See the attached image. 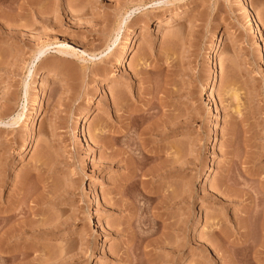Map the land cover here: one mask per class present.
Listing matches in <instances>:
<instances>
[{"label":"rangeland","instance_id":"obj_1","mask_svg":"<svg viewBox=\"0 0 264 264\" xmlns=\"http://www.w3.org/2000/svg\"><path fill=\"white\" fill-rule=\"evenodd\" d=\"M0 222V264H264V0H0Z\"/></svg>","mask_w":264,"mask_h":264},{"label":"bare ground","instance_id":"obj_2","mask_svg":"<svg viewBox=\"0 0 264 264\" xmlns=\"http://www.w3.org/2000/svg\"><path fill=\"white\" fill-rule=\"evenodd\" d=\"M19 14V13H18ZM17 14V15H18ZM17 17V16H16ZM173 17H174V15H171L169 18H168V21H167V23H170L171 21H172V19H173ZM15 18V17H14ZM17 21V20H16ZM249 21V26L251 27V28H253L254 27V23L251 21V20H248ZM18 22V21H17ZM14 25H16V23L14 24ZM160 25V24H159ZM129 44V43H128ZM129 49H130V46H128L127 48H126V50L125 51H123V52H121V54H120V57L118 58V62L120 61V60H122L123 61V59L125 58V56H126V54L127 53H131V51H129ZM48 50V48L47 47H42V48H40V49H38L36 52H35V54H34V56H33V59L34 60H37L38 62H39V60H41V58L46 54V51ZM60 52H63V51H60ZM111 52V51H110ZM109 52V53H110ZM114 54V53H113ZM110 55V54H109ZM103 70H104V68H103ZM106 70V69H105ZM103 72V71H102ZM110 81H117V79H115V78H112V80H110ZM209 87H210V82L207 80L206 82H205V84H204V89H209ZM116 92V91H115ZM114 95V94H113ZM118 96V95H117ZM131 112V111H130ZM92 114V110L89 108V109H87L86 110V112H85V116L88 118V117H90V115ZM131 114V113H130ZM20 117H21V114H17L16 115V117H13L12 119H10V121L8 122L9 123V125H13V124H15V123H17L18 121H19V119H20ZM129 117V116H128ZM133 119V118H132ZM161 120V119H160ZM163 120V119H162ZM165 121V120H164ZM136 124V123H135ZM140 124V123H139ZM7 125V124H6ZM161 126V125H160ZM159 126V127H160ZM135 127V126H134ZM181 127V122H177V123H175V127L174 128H176V129H179ZM158 128V127H157ZM167 128H168V126H167ZM167 128H162V131H161V129H160V131H158L159 133L161 132H163V131H165ZM134 129V128H133ZM151 129V128H150ZM127 130H128V127H127ZM134 130H136V128L134 129ZM128 131H130V130H128ZM133 131V130H132ZM154 131V130H153ZM127 132V131H126ZM157 132V131H156ZM147 132L146 131H141L140 132V134H139V136H138V138L135 140L136 142H137V140L139 139V141L137 142V143H139V145L138 144H136V145H138L139 147H140V152L137 154V156H135V157H127L126 159H125V163H126V166H128L129 167V172H128V174L122 179L123 180V186H125L126 184H129V185H132V188H134V190H132L133 192H131V194H130V191H131V189H130V191H127L129 194H128V196L131 198V200H138V198L139 197H145L146 198V200H148L147 201V203H150V205H151V202H150V200H151V196H149L152 192L150 191V190H147L146 189V187L147 186H145L146 185V183L148 182V181H150V179H153V176L154 177H158V176H160L161 174H163V173H165L166 171H167V169H166V167H167V164H166V162L164 163V162H161V163H159V164H157V165H153V167L150 169V168H148V169H146V166L148 165V164H150L152 161L154 162L155 160V158L156 157H159V156H157V152H151V151H149V150H147V152L145 151H143L144 149H145V147H146V145H148V142H147V137H145L144 135L146 134ZM126 134V133H125ZM130 136V135H129ZM115 138V137H114ZM118 138V137H117ZM126 138V137H125ZM129 137H127V139H128ZM116 139V138H115ZM129 139H131V138H129ZM129 139L127 140L128 142H125V143H128V145H131V146H133L132 144L134 143H136V142H133L132 140H134V139H132V140H130L129 141ZM105 140H103L102 141V143H103V145L105 146H114V145H116L117 143H119V145H120V143H122V142H120L121 140H119V139H116V140H114V139H112V141L110 140V141H105ZM123 141V140H122ZM29 142H30V139H29ZM128 145H127V147H128ZM105 146V147H106ZM137 146V147H138ZM139 147H138V149H139ZM30 148H32V146L30 147ZM130 147H128V148H126V152H127V149L128 150H130L131 151V148L129 149ZM135 150H136V148H135ZM134 151V150H133ZM132 152V151H131ZM176 152V151H175ZM122 153V152H121ZM121 153H118L117 155H120ZM128 153V152H127ZM131 154V153H130ZM128 155V156H132V154H133V152H132V154L131 155ZM136 154V153H135ZM135 154H133V155H135ZM175 157V156H174ZM133 159V160H132ZM157 159V158H156ZM115 160V159H114ZM120 160V159H119ZM118 160V161H119ZM180 152L179 151H177V154H176V161L175 162H177L178 164L176 165L177 166V168L178 167H180ZM175 166V167H176ZM146 169V170H145ZM180 169V168H179ZM167 173V172H166ZM128 185V186H129ZM127 186V187H128ZM129 188V187H128ZM124 190V189H123ZM125 191V190H124ZM123 192V191H122ZM170 193V192H169ZM168 192H166L165 191V193H162L163 194V198H161V200L159 201V203H156V204H158V205H160L161 207L162 206H164L165 204H166V200H170V199H168V197L170 196V194H169ZM123 195H124V193H122ZM153 194V193H152ZM125 195H127V194H125ZM169 195V196H168ZM175 196V195H174ZM154 197V196H153ZM155 198V197H154ZM154 198H152L153 199V201L155 200ZM141 199V198H140ZM145 200V199H144ZM145 200V201H146ZM144 201V202H145ZM133 202V201H132ZM137 203V202H136ZM135 203V204H136ZM133 204H134V202H133ZM134 204V205H135ZM131 205V204H130ZM149 205V204H148ZM124 207H126V206H128V204L127 205H123ZM132 206V205H131ZM147 205H145V207H146ZM129 207V206H128ZM135 207V206H134ZM136 207H138V206H136ZM154 207H158V206H154ZM130 208V207H129ZM137 209H139V208H137ZM137 209H135V210H137ZM129 221V220H128ZM0 224H2V226H3V223H1L0 222ZM129 226V225H128ZM139 254V253H138ZM129 255H130V253H129ZM129 255H128V257H129ZM137 255V254H136ZM131 257V256H130ZM139 258V257H138ZM134 260H137L136 258L134 259ZM134 262V261H133ZM131 263V262H130Z\"/></svg>","mask_w":264,"mask_h":264}]
</instances>
